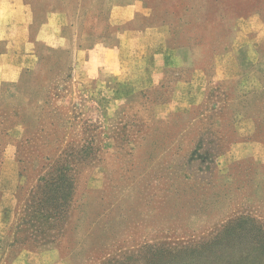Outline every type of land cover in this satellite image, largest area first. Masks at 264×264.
Wrapping results in <instances>:
<instances>
[{
  "label": "rangeland",
  "instance_id": "rangeland-1",
  "mask_svg": "<svg viewBox=\"0 0 264 264\" xmlns=\"http://www.w3.org/2000/svg\"><path fill=\"white\" fill-rule=\"evenodd\" d=\"M25 1L33 36L58 12L97 36L122 25L107 0ZM120 1L148 8L128 15L133 35L195 45L208 62L237 19H264V0ZM38 48L43 67L11 103L0 94V175L17 178L0 190V264H264V64L180 113L163 109L167 88L122 103L115 84L80 79L71 52ZM52 179L62 187L41 202Z\"/></svg>",
  "mask_w": 264,
  "mask_h": 264
},
{
  "label": "crops",
  "instance_id": "crops-1",
  "mask_svg": "<svg viewBox=\"0 0 264 264\" xmlns=\"http://www.w3.org/2000/svg\"><path fill=\"white\" fill-rule=\"evenodd\" d=\"M105 9L110 22L122 25L114 30L106 27L101 36L77 28L60 12L48 15L33 36L31 6L25 0H0V94L4 100L11 103L24 72L43 67L45 55L39 43L71 52L78 77L106 87L115 84L122 103L141 92L167 88L169 97L162 105L167 112H187L205 101L211 83L237 79L243 69L264 64L259 58L264 44V19L259 13L237 19L228 49L208 62L195 45L159 50L152 34L133 35L124 24L131 12H147L143 1L107 0ZM12 163L6 165L14 168ZM6 179L0 175V190L15 191L16 171L9 182Z\"/></svg>",
  "mask_w": 264,
  "mask_h": 264
},
{
  "label": "trees",
  "instance_id": "trees-1",
  "mask_svg": "<svg viewBox=\"0 0 264 264\" xmlns=\"http://www.w3.org/2000/svg\"><path fill=\"white\" fill-rule=\"evenodd\" d=\"M64 182V180L59 179L58 181H54V179H52L51 181H47L44 184V188L42 189L41 195L43 197V199H41V202H44L45 200H49L48 197V192L51 191H55V190H60L62 187V183Z\"/></svg>",
  "mask_w": 264,
  "mask_h": 264
}]
</instances>
